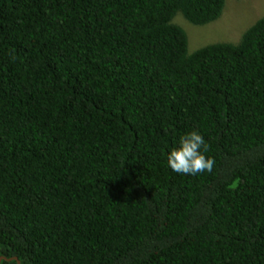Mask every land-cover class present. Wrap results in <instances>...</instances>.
<instances>
[{
  "label": "trees",
  "instance_id": "16d2710c",
  "mask_svg": "<svg viewBox=\"0 0 264 264\" xmlns=\"http://www.w3.org/2000/svg\"><path fill=\"white\" fill-rule=\"evenodd\" d=\"M223 5L0 0V264H264V16L172 23ZM191 131L211 173L167 164Z\"/></svg>",
  "mask_w": 264,
  "mask_h": 264
},
{
  "label": "rangeland",
  "instance_id": "374dc122",
  "mask_svg": "<svg viewBox=\"0 0 264 264\" xmlns=\"http://www.w3.org/2000/svg\"><path fill=\"white\" fill-rule=\"evenodd\" d=\"M264 16V0H224L220 16L203 26H194L176 14L172 23L186 36V52L214 43L236 44L243 31Z\"/></svg>",
  "mask_w": 264,
  "mask_h": 264
},
{
  "label": "clouds",
  "instance_id": "9594fccd",
  "mask_svg": "<svg viewBox=\"0 0 264 264\" xmlns=\"http://www.w3.org/2000/svg\"><path fill=\"white\" fill-rule=\"evenodd\" d=\"M209 145L197 131H191L181 136L178 146L167 154V164L178 174L196 175L205 171L211 173L216 161L205 156Z\"/></svg>",
  "mask_w": 264,
  "mask_h": 264
},
{
  "label": "water",
  "instance_id": "95a60500",
  "mask_svg": "<svg viewBox=\"0 0 264 264\" xmlns=\"http://www.w3.org/2000/svg\"><path fill=\"white\" fill-rule=\"evenodd\" d=\"M1 259H4V258H0V260H1ZM8 260H9V259H8ZM10 260H14L16 264H19L17 258H15V257L10 258Z\"/></svg>",
  "mask_w": 264,
  "mask_h": 264
}]
</instances>
